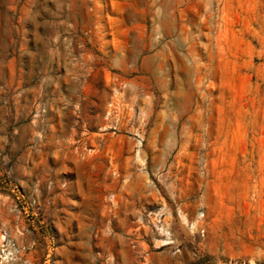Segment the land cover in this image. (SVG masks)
<instances>
[{
  "label": "rangeland",
  "instance_id": "obj_1",
  "mask_svg": "<svg viewBox=\"0 0 264 264\" xmlns=\"http://www.w3.org/2000/svg\"><path fill=\"white\" fill-rule=\"evenodd\" d=\"M0 264H264V0H0Z\"/></svg>",
  "mask_w": 264,
  "mask_h": 264
}]
</instances>
